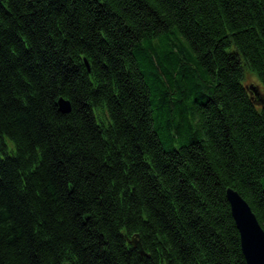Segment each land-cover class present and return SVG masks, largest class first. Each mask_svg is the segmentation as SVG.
<instances>
[{
  "label": "trees",
  "instance_id": "trees-1",
  "mask_svg": "<svg viewBox=\"0 0 264 264\" xmlns=\"http://www.w3.org/2000/svg\"><path fill=\"white\" fill-rule=\"evenodd\" d=\"M247 74L264 91V0H0V264H247Z\"/></svg>",
  "mask_w": 264,
  "mask_h": 264
},
{
  "label": "water",
  "instance_id": "water-1",
  "mask_svg": "<svg viewBox=\"0 0 264 264\" xmlns=\"http://www.w3.org/2000/svg\"><path fill=\"white\" fill-rule=\"evenodd\" d=\"M250 89L252 90V95L259 96L257 88L252 87ZM260 100L264 106V100L261 98ZM58 105L63 113H70L72 111L71 102L64 98L59 99ZM226 196L240 234L241 247L246 263L264 264V229L260 225L249 204L237 191L228 189ZM132 244L139 248L142 256H147L141 249L138 241L134 239Z\"/></svg>",
  "mask_w": 264,
  "mask_h": 264
},
{
  "label": "rangeland",
  "instance_id": "rangeland-1",
  "mask_svg": "<svg viewBox=\"0 0 264 264\" xmlns=\"http://www.w3.org/2000/svg\"><path fill=\"white\" fill-rule=\"evenodd\" d=\"M245 85L249 88H252V87L257 88V92L259 93L260 98L264 100V91H263L261 85L259 84L257 78L254 75H251V74L246 75ZM252 97H253V95H252ZM253 99H254L255 103L257 104V106H263L261 103V100L254 98V97H253Z\"/></svg>",
  "mask_w": 264,
  "mask_h": 264
},
{
  "label": "bare ground",
  "instance_id": "bare-ground-1",
  "mask_svg": "<svg viewBox=\"0 0 264 264\" xmlns=\"http://www.w3.org/2000/svg\"><path fill=\"white\" fill-rule=\"evenodd\" d=\"M84 63H85V65H86V67H87V69H88V72H91V67H90V65H89V63H88V61L87 60H85L84 61ZM245 88L250 92V94H251V96H252V90L249 88V87H247L246 85H245ZM60 99V98H59ZM59 99H58V101H59ZM66 100V99H65ZM67 101H69V100H67ZM58 107H59V105H58ZM59 110H60V107H59ZM60 112L62 113V114H64V115H67V114H70V113H63L61 110H60ZM233 216V215H232ZM240 242H241V240H240ZM241 249H242V247H241ZM242 253H243V251H242ZM244 255V254H243ZM244 258H245V256H244ZM246 260V259H245Z\"/></svg>",
  "mask_w": 264,
  "mask_h": 264
},
{
  "label": "flooded vegetation",
  "instance_id": "flooded-vegetation-1",
  "mask_svg": "<svg viewBox=\"0 0 264 264\" xmlns=\"http://www.w3.org/2000/svg\"><path fill=\"white\" fill-rule=\"evenodd\" d=\"M253 97H254V98H257V99H259V100H260V96L253 95ZM259 100H258V101H259Z\"/></svg>",
  "mask_w": 264,
  "mask_h": 264
}]
</instances>
